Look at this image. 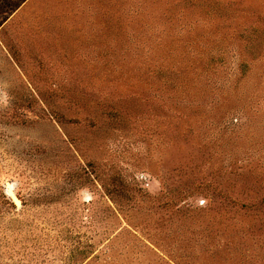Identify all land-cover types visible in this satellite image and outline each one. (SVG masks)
<instances>
[{
    "label": "rangeland",
    "instance_id": "obj_1",
    "mask_svg": "<svg viewBox=\"0 0 264 264\" xmlns=\"http://www.w3.org/2000/svg\"><path fill=\"white\" fill-rule=\"evenodd\" d=\"M233 1V85L169 98L93 77L137 0H0V264H264V0Z\"/></svg>",
    "mask_w": 264,
    "mask_h": 264
},
{
    "label": "trees",
    "instance_id": "obj_2",
    "mask_svg": "<svg viewBox=\"0 0 264 264\" xmlns=\"http://www.w3.org/2000/svg\"><path fill=\"white\" fill-rule=\"evenodd\" d=\"M234 4L233 0H137L132 19L121 20L116 47L102 53L106 62L93 66V77L121 80L128 84L127 91L137 94L148 89L138 84L157 80L169 98L188 95V82L212 85L208 92L214 95L230 88L233 51L239 49L237 44L241 55L247 49L245 36L233 23ZM246 64L244 58L238 65L241 75L234 89Z\"/></svg>",
    "mask_w": 264,
    "mask_h": 264
},
{
    "label": "snow or ice",
    "instance_id": "obj_3",
    "mask_svg": "<svg viewBox=\"0 0 264 264\" xmlns=\"http://www.w3.org/2000/svg\"><path fill=\"white\" fill-rule=\"evenodd\" d=\"M201 203H203V201Z\"/></svg>",
    "mask_w": 264,
    "mask_h": 264
}]
</instances>
